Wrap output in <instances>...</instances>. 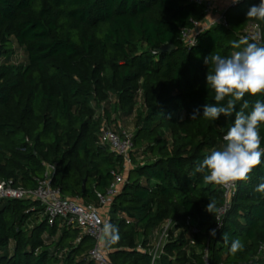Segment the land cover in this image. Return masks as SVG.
I'll use <instances>...</instances> for the list:
<instances>
[{
    "label": "trees",
    "instance_id": "obj_1",
    "mask_svg": "<svg viewBox=\"0 0 264 264\" xmlns=\"http://www.w3.org/2000/svg\"><path fill=\"white\" fill-rule=\"evenodd\" d=\"M259 3L229 6L228 25L206 28L189 49L182 29L205 17L191 0H0V181L35 188L52 167L63 196L98 206L97 192H106L116 170L126 180L110 204L115 231L104 241L114 264H264V194L255 191L264 163L237 182L221 225L222 186L193 174L233 122L202 116L216 103L206 83L213 66L204 59L238 50L233 42L243 44L240 33L252 21L264 46V20L246 15ZM166 44L175 48L156 52ZM245 99L252 105L264 95ZM105 124L133 133L128 169L101 143ZM234 239L244 248L233 255ZM94 244L62 220L51 224L38 200L0 199V264H96Z\"/></svg>",
    "mask_w": 264,
    "mask_h": 264
},
{
    "label": "clouds",
    "instance_id": "obj_2",
    "mask_svg": "<svg viewBox=\"0 0 264 264\" xmlns=\"http://www.w3.org/2000/svg\"><path fill=\"white\" fill-rule=\"evenodd\" d=\"M239 2L232 0L233 4ZM246 15L247 18L264 20V0H260L258 5H252ZM233 48L238 50L227 57L215 54L204 59L206 65L211 63L213 66L207 73L206 83L214 92L216 103L206 104L202 116L216 121L223 115L233 118V122L223 137V145L211 150L197 163L193 172L202 174L207 184L227 187L249 181L254 169L264 163V137L260 134V128L264 125V101L256 100L250 105L245 99L246 95H264V46L245 41L243 44L233 42ZM198 116L200 110L196 109L190 118L194 120ZM261 180L255 191L264 194V178ZM214 208V202L210 201L206 211L212 213ZM210 235L215 237L216 230L212 229ZM223 240L228 242L227 233ZM243 248L244 244L234 239L230 253L234 255Z\"/></svg>",
    "mask_w": 264,
    "mask_h": 264
},
{
    "label": "built area",
    "instance_id": "obj_3",
    "mask_svg": "<svg viewBox=\"0 0 264 264\" xmlns=\"http://www.w3.org/2000/svg\"><path fill=\"white\" fill-rule=\"evenodd\" d=\"M192 2L204 6L205 17L203 20L194 21L193 26L182 29L181 38L184 44L191 49L198 42V34L206 28L216 24L222 23L228 25L224 12H219L215 8L214 0H191ZM241 1V0H240ZM237 3L232 5H236ZM217 13L213 20L208 16ZM244 42H255L261 44L263 40L262 27L258 22H249L240 33ZM101 143L110 147L116 154L123 157L125 166L128 169L133 165L131 153L134 150V135L132 132L122 130L118 132L109 125L105 124L101 132ZM111 174L114 179L106 192H97L99 205H85L77 199H72L63 196L60 188L53 186V168L49 167L44 176L38 179V184L35 188H24L22 186H13L12 181H0V199L15 198L24 199L31 198L38 200L43 208L48 221L53 224L55 221L62 220L69 227H77L83 233L90 235L94 240V246L89 250V257L96 262V264H114L108 259L107 249L104 246V241L110 238L113 230L110 224L109 214L110 204L114 196L119 192L120 186L126 180L124 173H118L112 170ZM224 190L225 201L218 210L219 225L222 224L224 215L230 208L231 200L236 194L237 183L235 187L222 186ZM108 208V213L104 214L103 210ZM170 224V222H169ZM162 231L159 240L152 250L153 261L163 250L168 237V227ZM79 241V239H78ZM264 248V247H262Z\"/></svg>",
    "mask_w": 264,
    "mask_h": 264
},
{
    "label": "crops",
    "instance_id": "obj_4",
    "mask_svg": "<svg viewBox=\"0 0 264 264\" xmlns=\"http://www.w3.org/2000/svg\"><path fill=\"white\" fill-rule=\"evenodd\" d=\"M215 1V8L219 12H223L225 9H227L229 6L232 5V0H214ZM217 13H212L208 16L210 20H213L215 18Z\"/></svg>",
    "mask_w": 264,
    "mask_h": 264
},
{
    "label": "water",
    "instance_id": "obj_5",
    "mask_svg": "<svg viewBox=\"0 0 264 264\" xmlns=\"http://www.w3.org/2000/svg\"><path fill=\"white\" fill-rule=\"evenodd\" d=\"M174 48H175L174 44H166V45H162L159 48H157L156 52L163 53L166 51H172ZM83 187H85V182L83 184Z\"/></svg>",
    "mask_w": 264,
    "mask_h": 264
},
{
    "label": "rangeland",
    "instance_id": "obj_6",
    "mask_svg": "<svg viewBox=\"0 0 264 264\" xmlns=\"http://www.w3.org/2000/svg\"><path fill=\"white\" fill-rule=\"evenodd\" d=\"M103 213H104V214L108 213V208H105V209L103 210ZM105 216H106V217H109V214H106ZM158 240H159V239H158ZM157 242H158V241H157Z\"/></svg>",
    "mask_w": 264,
    "mask_h": 264
}]
</instances>
